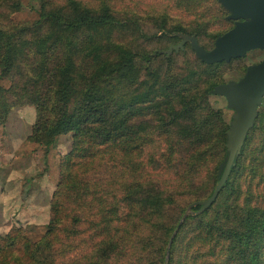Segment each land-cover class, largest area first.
<instances>
[{
    "label": "trees",
    "instance_id": "1",
    "mask_svg": "<svg viewBox=\"0 0 264 264\" xmlns=\"http://www.w3.org/2000/svg\"><path fill=\"white\" fill-rule=\"evenodd\" d=\"M13 1L18 7L20 0ZM123 5L39 0L30 24L0 29V76L17 71L15 97L36 111L29 136L39 146L36 164L43 166L42 147L71 134L42 234L34 239L22 229L8 230L0 237V264H264V185H258L264 183V96L214 201L180 222L186 207L201 200V178L214 147L221 157L205 199L226 157L228 125L208 99L219 83L207 77L219 62L193 57L195 65L184 72L145 71L139 81L136 53L124 45V34L154 35L142 32L137 18H126ZM157 30L174 41L176 33L193 35L180 25ZM137 55L148 64L157 53ZM9 89L0 86V118L9 108ZM157 135L163 146L139 160L151 148L141 138L149 142ZM214 136L217 145H209ZM139 166L147 176L126 177L125 170ZM167 168L177 171L160 173ZM185 197V204L176 205ZM175 205L176 216L167 219ZM197 242L203 247L192 249Z\"/></svg>",
    "mask_w": 264,
    "mask_h": 264
},
{
    "label": "rangeland",
    "instance_id": "2",
    "mask_svg": "<svg viewBox=\"0 0 264 264\" xmlns=\"http://www.w3.org/2000/svg\"><path fill=\"white\" fill-rule=\"evenodd\" d=\"M123 1L124 16L131 20L137 18L141 31L146 35H154L152 38L142 39L130 31L124 34V45L136 53L135 71L139 81L143 79L145 71L149 74L166 71L170 74L184 72L183 68L194 64L193 57H196L191 48L192 40L203 49L209 50L213 46L216 34L224 33L234 23L233 20L227 18L228 12L216 0ZM38 4L39 0H20L17 7V2L13 0H0V29L12 32L30 24L36 18L35 9L38 8ZM175 25H180L186 32H192L193 35L176 33L174 36H178L179 39L174 41L163 38L157 30L158 26L170 29ZM180 41L183 42L181 49L169 51V47L177 46ZM144 53H150L152 56L157 53V55L152 58L150 63L146 64L140 61L137 55ZM262 58H264V50L253 49L242 57L221 61L215 67L214 72L207 77L208 83L236 81L244 74L247 65L256 63ZM21 67L22 70L27 69ZM16 73L17 71H14L9 78L0 76V86L3 89L11 88L4 97V102L9 105V108L0 118L2 123L0 129V181L3 179V183L0 185V227H3L2 231L19 228L24 230L29 237L37 239L42 234L48 220L49 201L58 180V162L61 156L70 149L71 134L57 135L51 144L42 147L43 166L36 164L33 151L39 146L29 140L36 111L32 104L21 102L22 99L17 100L15 97V94L20 92L12 79L17 78ZM127 85H131V83ZM208 99L213 110H220L222 123L229 125L235 112L227 107L224 97L211 94ZM261 104L262 101L257 106V111L261 109ZM138 121L149 127L146 118L140 117ZM162 137L157 135L152 137L149 142L141 138V141L151 148H144L139 160H147L150 155L149 149L153 152V148L163 146ZM217 142L214 136L208 141V144L217 145ZM214 148L201 178L202 186L199 196L201 200L192 202L186 207L185 211L189 209L188 215H196L197 211H192L190 208L208 199L211 195L205 199L212 187L211 172L218 165L221 157L218 147ZM176 171L167 168L160 173L172 175ZM135 172L140 176L148 175L141 166L135 168L134 171L125 170V175L126 177L131 176ZM258 185H264V183ZM188 199L185 197V199L177 200L176 205L179 203L183 205ZM176 205L166 211L167 219L176 216L178 209ZM6 232L0 234V237L5 236L8 233ZM198 244L203 247L197 242V244H192V249L197 248ZM205 251L207 252L206 249Z\"/></svg>",
    "mask_w": 264,
    "mask_h": 264
},
{
    "label": "water",
    "instance_id": "3",
    "mask_svg": "<svg viewBox=\"0 0 264 264\" xmlns=\"http://www.w3.org/2000/svg\"><path fill=\"white\" fill-rule=\"evenodd\" d=\"M227 12V18L234 21L231 28L217 36L213 46L205 50L194 40L191 48L195 56L202 62L210 64L229 61L242 57L246 52L264 50V0H216ZM183 42L170 50L182 48ZM210 94L223 96L227 107L235 114L228 125L225 136L226 157L218 167L219 179L208 199L201 203L197 213L209 206L218 194L228 176L234 159L238 155L243 140L252 127L257 116V106L260 105L264 94V58L245 67L244 74L236 81L228 80L215 85ZM187 209L181 216L180 222L188 215Z\"/></svg>",
    "mask_w": 264,
    "mask_h": 264
},
{
    "label": "crops",
    "instance_id": "4",
    "mask_svg": "<svg viewBox=\"0 0 264 264\" xmlns=\"http://www.w3.org/2000/svg\"><path fill=\"white\" fill-rule=\"evenodd\" d=\"M2 180H3V179H2ZM2 180L0 181V185L3 183V181H2ZM0 188H1V187H0ZM5 226H6V225H5ZM6 227H7V226H6ZM0 228H1V229H0V230H1V231H0V234H3V233H5V232L7 231V230H5V231H2V229H3V227H2V226H1Z\"/></svg>",
    "mask_w": 264,
    "mask_h": 264
}]
</instances>
